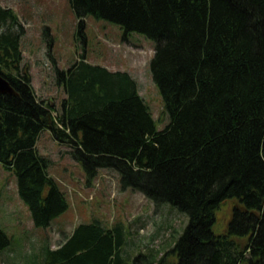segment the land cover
Instances as JSON below:
<instances>
[{"label": "trees", "instance_id": "16d2710c", "mask_svg": "<svg viewBox=\"0 0 264 264\" xmlns=\"http://www.w3.org/2000/svg\"><path fill=\"white\" fill-rule=\"evenodd\" d=\"M70 3L79 32L93 14L154 40L150 70L170 122L156 128L127 70L85 56L58 69L67 95L60 107L40 98L24 63L25 27L0 3V73L18 92L0 93V163L14 171L34 224L49 226L69 208L37 147L48 129L89 178L115 169L123 188L187 214L173 247L139 253L133 264H264V0ZM228 198L238 203L216 232V211ZM126 233L121 222H80L57 247L46 245L45 264H125ZM11 242L0 226V252Z\"/></svg>", "mask_w": 264, "mask_h": 264}, {"label": "rangeland", "instance_id": "374dc122", "mask_svg": "<svg viewBox=\"0 0 264 264\" xmlns=\"http://www.w3.org/2000/svg\"><path fill=\"white\" fill-rule=\"evenodd\" d=\"M11 7L25 27L21 44L37 95L60 107L67 96L58 69L68 70L84 56L90 63L110 70H127L161 130L170 122L162 94L155 84L150 60L155 42L144 34L126 32L118 23L93 14L84 17L83 33L70 0H0ZM39 152L50 159L49 173L66 193L69 208L49 226H36L28 205L20 197L16 175L0 163V226L11 244L0 252V264H45L46 245L55 248L80 222L99 219L105 226L124 224L125 264L139 253L159 256L169 250L185 230L189 218L170 203L157 206L142 192L123 188L120 173L100 168L89 178L72 148L44 129L38 138ZM238 201L226 199L216 211L214 230L227 229ZM170 260H176L174 256ZM142 263H145L141 260Z\"/></svg>", "mask_w": 264, "mask_h": 264}, {"label": "water", "instance_id": "95a60500", "mask_svg": "<svg viewBox=\"0 0 264 264\" xmlns=\"http://www.w3.org/2000/svg\"><path fill=\"white\" fill-rule=\"evenodd\" d=\"M0 93L17 95L18 92L10 83V81L0 73Z\"/></svg>", "mask_w": 264, "mask_h": 264}]
</instances>
